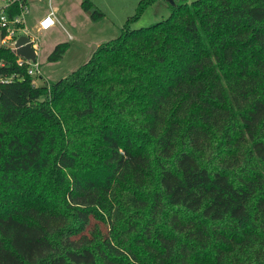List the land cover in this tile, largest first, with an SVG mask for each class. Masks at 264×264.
Returning <instances> with one entry per match:
<instances>
[{"label": "trees", "instance_id": "trees-1", "mask_svg": "<svg viewBox=\"0 0 264 264\" xmlns=\"http://www.w3.org/2000/svg\"><path fill=\"white\" fill-rule=\"evenodd\" d=\"M157 1L48 85L0 48L22 77L0 83V264H134L116 227L164 210L161 264L216 232L217 264H264V0H175L132 28Z\"/></svg>", "mask_w": 264, "mask_h": 264}, {"label": "rangeland", "instance_id": "rangeland-1", "mask_svg": "<svg viewBox=\"0 0 264 264\" xmlns=\"http://www.w3.org/2000/svg\"><path fill=\"white\" fill-rule=\"evenodd\" d=\"M90 1L104 14L97 21L91 20L88 13L83 11L81 8L82 0H43L31 4L27 18L30 30H32L36 19L50 10L55 11L59 21V24H56L49 31L34 32L36 38L32 37L36 61L39 63L40 70L38 75L32 76V82L35 85H48L49 82L67 76L85 63L98 45L115 38L119 34L120 28L125 24L128 17L135 13V9L141 0ZM186 1L191 2L193 0ZM169 5L164 0L155 2L148 6L139 18L131 22L130 26L139 28L166 18L170 13ZM60 42L68 43L66 52L59 60L48 62L47 55ZM130 212L132 211L130 210ZM135 213L137 212L129 214L116 227L117 236L126 239L129 250L136 256V258H131L132 262L134 264L165 263L164 242L160 237L167 236L171 239L174 235H180L179 232L174 233L167 223L171 213L164 210L157 212L156 216H152L148 211H144L142 217ZM185 216L191 220L193 214L189 213ZM210 228L217 230V225L210 226ZM101 229L106 231L109 239H111L112 230L106 229L103 224H101ZM188 244L191 249L188 264H217V250L222 247L217 243V232L206 244H192V242ZM145 246L153 247L154 256L148 249L146 250Z\"/></svg>", "mask_w": 264, "mask_h": 264}, {"label": "built area", "instance_id": "built-area-1", "mask_svg": "<svg viewBox=\"0 0 264 264\" xmlns=\"http://www.w3.org/2000/svg\"><path fill=\"white\" fill-rule=\"evenodd\" d=\"M41 1L43 0H0V48L11 49L16 55L17 65L19 67L27 66V74L31 76L40 73L36 56L35 61H32L31 59L17 55L14 45L19 37L26 36L33 47V38H36L34 32L49 31L58 24L54 11L50 10L41 14L36 19L32 30L28 28L27 18L30 12V6L34 2ZM8 10H10L9 13ZM2 63L3 62H1L0 65H2ZM16 79H22V77L14 73L11 75H0V83L3 84L12 82ZM33 85H35L34 82Z\"/></svg>", "mask_w": 264, "mask_h": 264}, {"label": "water", "instance_id": "water-1", "mask_svg": "<svg viewBox=\"0 0 264 264\" xmlns=\"http://www.w3.org/2000/svg\"><path fill=\"white\" fill-rule=\"evenodd\" d=\"M165 1L168 2L170 5H173L175 3V0H165ZM14 47H16L17 55L35 61V56H36L35 50L33 49L31 42H29V39L26 36L19 37Z\"/></svg>", "mask_w": 264, "mask_h": 264}, {"label": "crops", "instance_id": "crops-1", "mask_svg": "<svg viewBox=\"0 0 264 264\" xmlns=\"http://www.w3.org/2000/svg\"><path fill=\"white\" fill-rule=\"evenodd\" d=\"M54 13H55V11H54ZM56 16V15H55ZM57 18V17H56ZM58 20V19H57ZM58 24H59V21H58Z\"/></svg>", "mask_w": 264, "mask_h": 264}]
</instances>
